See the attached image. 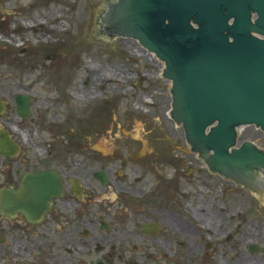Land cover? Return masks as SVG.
Wrapping results in <instances>:
<instances>
[{
	"label": "flooded vegetation",
	"instance_id": "obj_1",
	"mask_svg": "<svg viewBox=\"0 0 264 264\" xmlns=\"http://www.w3.org/2000/svg\"><path fill=\"white\" fill-rule=\"evenodd\" d=\"M18 94H0V264H228L229 247L241 249L226 176L130 149L75 157L82 148L49 132L38 144L42 109L30 94L22 109ZM208 178L218 219L196 201Z\"/></svg>",
	"mask_w": 264,
	"mask_h": 264
},
{
	"label": "rangeland",
	"instance_id": "obj_2",
	"mask_svg": "<svg viewBox=\"0 0 264 264\" xmlns=\"http://www.w3.org/2000/svg\"><path fill=\"white\" fill-rule=\"evenodd\" d=\"M101 1L0 0V94L24 92L35 98L43 115L42 126L34 129L38 144L46 140L39 135L49 132L53 143L82 148L75 157H86L91 148L109 154L130 149L149 158L160 154L171 163H196L199 173L202 161L168 115L163 62L137 40L92 31ZM239 137L264 149V133L252 125L243 126ZM208 182L198 186L196 201L218 219L219 200L209 192L214 195L215 185ZM227 186L228 217L240 214L246 233L241 249L230 246L224 260L264 264V201L232 181ZM228 224L234 233L233 221ZM248 242L257 248L247 249Z\"/></svg>",
	"mask_w": 264,
	"mask_h": 264
},
{
	"label": "water",
	"instance_id": "obj_3",
	"mask_svg": "<svg viewBox=\"0 0 264 264\" xmlns=\"http://www.w3.org/2000/svg\"><path fill=\"white\" fill-rule=\"evenodd\" d=\"M107 1L92 31L137 39L164 61L170 114L191 149L211 169L264 189V150L238 144L236 131L242 124L264 130V0H115L106 34ZM26 99L17 97L22 109Z\"/></svg>",
	"mask_w": 264,
	"mask_h": 264
},
{
	"label": "bare ground",
	"instance_id": "obj_4",
	"mask_svg": "<svg viewBox=\"0 0 264 264\" xmlns=\"http://www.w3.org/2000/svg\"><path fill=\"white\" fill-rule=\"evenodd\" d=\"M31 20H29L28 22H26V24H30L31 25ZM87 71H89V73L90 74H92L93 73V71H91L90 69L88 70L87 69ZM76 92L74 91V94H75ZM167 110V109H166ZM166 114H167V112H165ZM258 197H259V199H261L262 201H264V192H260V194L258 195Z\"/></svg>",
	"mask_w": 264,
	"mask_h": 264
}]
</instances>
